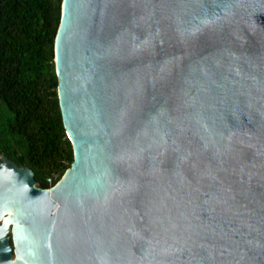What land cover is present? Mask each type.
Wrapping results in <instances>:
<instances>
[{
	"label": "water",
	"instance_id": "obj_1",
	"mask_svg": "<svg viewBox=\"0 0 264 264\" xmlns=\"http://www.w3.org/2000/svg\"><path fill=\"white\" fill-rule=\"evenodd\" d=\"M74 161L0 165V264H264V0H63Z\"/></svg>",
	"mask_w": 264,
	"mask_h": 264
},
{
	"label": "trees",
	"instance_id": "obj_2",
	"mask_svg": "<svg viewBox=\"0 0 264 264\" xmlns=\"http://www.w3.org/2000/svg\"><path fill=\"white\" fill-rule=\"evenodd\" d=\"M63 0H0V165L28 166L38 186L74 161L58 97L55 41Z\"/></svg>",
	"mask_w": 264,
	"mask_h": 264
},
{
	"label": "built area",
	"instance_id": "obj_3",
	"mask_svg": "<svg viewBox=\"0 0 264 264\" xmlns=\"http://www.w3.org/2000/svg\"><path fill=\"white\" fill-rule=\"evenodd\" d=\"M59 181L55 182L54 177H50L48 178V183L50 184L49 187L47 189H50L51 187H53L54 185H56Z\"/></svg>",
	"mask_w": 264,
	"mask_h": 264
}]
</instances>
